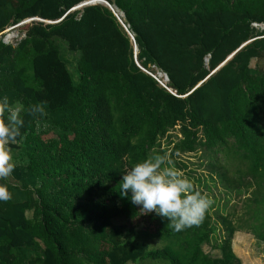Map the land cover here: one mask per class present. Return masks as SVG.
<instances>
[{"label": "trees", "instance_id": "16d2710c", "mask_svg": "<svg viewBox=\"0 0 264 264\" xmlns=\"http://www.w3.org/2000/svg\"><path fill=\"white\" fill-rule=\"evenodd\" d=\"M85 1L0 0V34L44 20L19 26L16 46L0 39V96L26 109L2 181L0 264H243L235 233L264 241V0H107L123 23L100 3L72 11ZM198 151L243 204L180 232L156 215V228L134 224L122 172L154 154L180 169L176 155ZM213 237L218 256L204 249Z\"/></svg>", "mask_w": 264, "mask_h": 264}, {"label": "clouds", "instance_id": "9594fccd", "mask_svg": "<svg viewBox=\"0 0 264 264\" xmlns=\"http://www.w3.org/2000/svg\"><path fill=\"white\" fill-rule=\"evenodd\" d=\"M24 111L23 104L0 96V202L12 199L8 185L2 181H6L17 167L8 147L22 134L21 114ZM31 111L42 116L44 105H33ZM122 173L118 188L121 198H128L142 214H155L167 220V226L175 232L200 225L212 204L189 178L172 166L166 155L149 156Z\"/></svg>", "mask_w": 264, "mask_h": 264}, {"label": "rangeland", "instance_id": "374dc122", "mask_svg": "<svg viewBox=\"0 0 264 264\" xmlns=\"http://www.w3.org/2000/svg\"><path fill=\"white\" fill-rule=\"evenodd\" d=\"M264 27V25H261ZM19 30L13 29L5 32V34L2 36L4 39H14L18 36ZM56 42L59 45L61 54L63 57L65 55H69L71 52L66 43L61 40L60 38H56ZM261 64L264 65V59L260 60L259 62L254 61V64ZM179 128L174 129L170 132V136L167 137V139H164L163 142L171 141V138H174L173 141H177V136L179 135L178 132ZM173 144V143H172ZM176 161L179 164V170L184 176L189 178L191 182L194 184V187L201 191L204 195H206L211 201L212 204L211 207V213L214 215L216 210L218 208H221L224 201L229 200L231 198V205L235 202H238L237 206L239 207L241 204H243V201L245 198H247L249 195L248 193L246 195L237 197V194L229 192V195H227V192L222 188V186L219 183H215L211 180V177L209 175V171L206 168L207 165V159L203 157L201 151H198L196 153H187V154H178L176 155ZM182 164H185L186 167H181ZM172 166L175 165L172 163ZM201 182V183H200ZM229 203V204H230ZM213 206V207H212ZM219 206V207H218ZM152 216V218L150 217ZM155 214H142L141 216L134 220V224L139 223H145L150 224L151 228H156V219L154 218ZM116 224H123L124 219L119 218L115 220ZM238 233V234H237ZM237 234V235H236ZM221 235H223L221 233ZM236 236V237H235ZM234 238L236 239V246L237 249L236 254L239 255V257L242 260L243 264H264V241L257 240L254 235L247 231L240 230L235 233ZM220 240V239H219ZM160 242L153 243V245L159 246ZM217 241L216 238L213 237L209 244H206L204 246V249L207 253H209L212 256H218L220 255L219 249H217ZM233 245V243H232ZM234 249V246H233ZM145 262V263H144ZM144 262H139V264H165L161 261H151L146 260ZM132 264V263H129Z\"/></svg>", "mask_w": 264, "mask_h": 264}, {"label": "built area", "instance_id": "2783aa9c", "mask_svg": "<svg viewBox=\"0 0 264 264\" xmlns=\"http://www.w3.org/2000/svg\"><path fill=\"white\" fill-rule=\"evenodd\" d=\"M114 11H115V10H114ZM115 13H117V12L115 11ZM117 16H118V18L120 19V21L122 22V20H121V18H120V16H119L118 13H117ZM32 19H36V18L26 19V20L22 21L21 23L17 24L16 26H12V27L6 29L3 33L0 34V39H2L3 42L6 43V44H12V45L16 46V45L18 44V41H19L20 39H22V38L25 37V34H20V33H19L18 36L15 37V40L12 39V38H11V39H4V38H2V36L5 34V32L9 31L10 29H11V30L16 29V28H18L19 26H21V25H23V24H25V23L31 22ZM122 23H123V22H122ZM253 25H254V26H258V24H253ZM124 26H125V25H124ZM125 28L127 29L126 26H125ZM127 30H128V29H127ZM143 70H144V69H143ZM144 71H146L147 73H149L150 75H152L153 77H155V78H156V79H157V80H158L163 86H166L165 83L168 81V77H167L166 74L162 73L161 71H158V74L155 75V74H153V73H151V72H149V71H147V70H144Z\"/></svg>", "mask_w": 264, "mask_h": 264}, {"label": "water", "instance_id": "95a60500", "mask_svg": "<svg viewBox=\"0 0 264 264\" xmlns=\"http://www.w3.org/2000/svg\"><path fill=\"white\" fill-rule=\"evenodd\" d=\"M97 3H100V4H104V5H106V6H108V7H110L113 11L115 10L114 9V7L107 1V0H87V1H85V2H82V3H80V4H78L77 6H75L73 9H72V11H75V10H77V9H80V8H82V7H84V6H87V5H91V4H97ZM115 12V11H114ZM116 15H117V13H115ZM32 20H40V21H44L43 19H39V18H36V19H32ZM49 23H54V22H51V21H48ZM137 51V46L135 45V52ZM231 57L232 56H230L229 58H228V60L229 59H231ZM224 64H222L221 66H223ZM220 66V67H221ZM219 67V68H220ZM218 68V69H219Z\"/></svg>", "mask_w": 264, "mask_h": 264}, {"label": "crops", "instance_id": "0c3cea01", "mask_svg": "<svg viewBox=\"0 0 264 264\" xmlns=\"http://www.w3.org/2000/svg\"><path fill=\"white\" fill-rule=\"evenodd\" d=\"M238 234V233H237ZM236 234V235H237ZM236 237V236H235ZM237 244H236V239L234 238L233 239V246H234V251H235V253H238V252H236L237 251V249L235 248V246H236ZM238 255V254H237ZM239 256V255H238Z\"/></svg>", "mask_w": 264, "mask_h": 264}]
</instances>
